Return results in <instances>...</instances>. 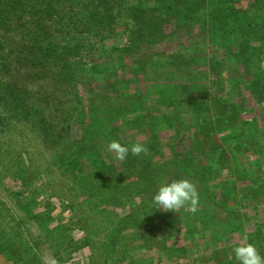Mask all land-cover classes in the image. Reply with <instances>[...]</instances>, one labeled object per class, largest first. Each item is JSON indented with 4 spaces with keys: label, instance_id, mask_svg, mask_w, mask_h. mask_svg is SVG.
<instances>
[{
    "label": "rangeland",
    "instance_id": "374dc122",
    "mask_svg": "<svg viewBox=\"0 0 264 264\" xmlns=\"http://www.w3.org/2000/svg\"><path fill=\"white\" fill-rule=\"evenodd\" d=\"M117 41L123 43L125 35L117 37ZM175 62L186 73L195 63L181 58ZM227 64V69H221L218 75L209 65L205 66L209 80L217 78L221 85L218 90L224 87L219 91L220 101L207 103L212 113L208 115L211 130L204 128L208 135H201L206 148L201 161L208 162L212 172L208 176L211 185L208 189H202L194 174L176 167L171 158L169 140L176 132L168 126V118L175 117L174 112L178 115L175 120L178 129L181 127L177 134L183 144L181 148H189L195 129L186 128L185 122L187 116L195 114L193 109L173 108L150 93L128 96L109 89L108 94L90 97L88 89L94 87L92 91H96L105 86L92 76L86 75L80 81L84 102L79 108L80 116L69 125L72 129L61 131L60 139H47L34 122L18 121L1 131L0 264H44L46 258H55L58 264H240L234 248L245 242L254 244L264 256V171L254 169L249 174L248 169L256 155L263 158L264 138L253 142L258 151L248 157L247 165L234 159L229 152L231 144L223 143L217 122L212 120L214 113L223 111L219 126L223 133L243 130L245 137L247 129H264V103H258L245 85L233 86L239 78L250 82L254 76L251 69L246 74L236 61L229 60ZM21 79L29 81L27 76ZM144 109L155 118L153 128L148 126L147 131L151 118L135 117ZM112 140L129 147L142 143L149 149L147 154L128 156L150 160L151 186H139L134 170L129 171L135 176L127 177V187L117 189L124 163L108 150ZM216 140H221L222 145L217 146ZM80 141L87 150H95V157L88 177L75 180L59 157L65 154V149L80 145ZM242 158L246 160L245 155ZM130 162L126 161L125 168L132 165ZM22 168L29 170L30 179L31 170L36 175L30 185L35 205L30 212L17 192L23 188L18 178ZM103 168L108 172L103 174ZM143 173L146 178L147 172ZM181 179L196 186L198 210L195 213L187 208L178 213L154 210L153 197L158 188ZM218 182L226 186L225 195L217 199L220 204L212 199L213 193H219ZM228 182L235 185L233 195L227 189ZM250 193H259L261 200L257 205L244 206L242 200ZM125 197H131L132 201L116 204ZM234 197L240 202L237 212L231 211ZM26 200H31V193ZM176 236L178 241L174 242ZM86 240L90 245L79 248ZM208 243L213 247L205 248Z\"/></svg>",
    "mask_w": 264,
    "mask_h": 264
},
{
    "label": "trees",
    "instance_id": "16d2710c",
    "mask_svg": "<svg viewBox=\"0 0 264 264\" xmlns=\"http://www.w3.org/2000/svg\"><path fill=\"white\" fill-rule=\"evenodd\" d=\"M121 35H125L123 43L117 41ZM177 58L194 60L189 73L179 70ZM229 60L239 63L246 74L250 69L254 74L250 82L239 78L233 86L245 85L258 103H264V69L260 67L264 63V0H0V132L18 121L34 122L47 139H60L61 131L72 129L71 123L80 116L79 108L84 104L80 81L92 76L105 86L96 91H92L94 87L88 89L90 97L108 94L109 89L128 96L150 93L173 108L193 109L195 114L184 121L186 128L195 129L189 148H181L178 115L173 111L175 117L168 118V126L176 132L169 140L171 158L176 167L193 173L202 189H208L211 167L201 161L206 153L201 135H208L204 128L211 130L208 115L212 113L207 103L220 101L219 91L224 87L218 90L221 85L217 78L209 80L205 66L218 75L227 69ZM25 76L29 81L21 79ZM223 114L217 111L212 118L218 134L223 143L231 144L229 152L234 159L248 165V157L258 151L253 142L264 138V129H247L245 137L243 130L223 133L219 127ZM145 116L151 118L147 131L153 128L155 118L146 109L135 117ZM222 141L218 140L217 146ZM78 143L65 149L59 160L75 180H84L93 166L95 150ZM127 158L117 189L127 187V177L135 176L129 171L134 170L139 186H151L150 160ZM127 160L132 165L125 168ZM248 169L249 174L254 169L264 171V153L263 158L256 155ZM106 172L103 168L102 173ZM143 172H147L146 178ZM18 175L23 188L17 192L30 212L35 207L30 185L36 175L31 170L30 179L29 170L23 168ZM226 184L233 195L235 185ZM216 187L221 191L213 193L212 199L220 204L217 199L225 195L226 186L218 182ZM245 197L244 206L257 205L261 200L259 193ZM126 201L130 203L131 197L116 204ZM232 203L231 211L237 212L240 202L234 197ZM84 244L79 248L90 242ZM212 245L208 243L205 248ZM56 250L60 252V248Z\"/></svg>",
    "mask_w": 264,
    "mask_h": 264
},
{
    "label": "clouds",
    "instance_id": "9594fccd",
    "mask_svg": "<svg viewBox=\"0 0 264 264\" xmlns=\"http://www.w3.org/2000/svg\"><path fill=\"white\" fill-rule=\"evenodd\" d=\"M260 67L264 69V63ZM107 148L115 153L118 161H125L131 153L133 156L147 154L149 149L142 143H134L130 147L122 145L117 140H112ZM153 203L157 209L177 212L181 208H187L192 213L198 210L199 194L196 186L188 179L174 180L171 183L162 184L153 197ZM246 241V238H245ZM234 254L240 264H264V256L258 252L256 246L245 242L234 248ZM44 264H58L55 258H46Z\"/></svg>",
    "mask_w": 264,
    "mask_h": 264
}]
</instances>
